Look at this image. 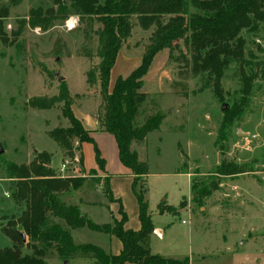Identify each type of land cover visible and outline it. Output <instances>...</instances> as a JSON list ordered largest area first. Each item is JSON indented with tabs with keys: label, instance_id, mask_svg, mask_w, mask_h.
Listing matches in <instances>:
<instances>
[{
	"label": "rangeland",
	"instance_id": "374dc122",
	"mask_svg": "<svg viewBox=\"0 0 264 264\" xmlns=\"http://www.w3.org/2000/svg\"><path fill=\"white\" fill-rule=\"evenodd\" d=\"M36 7L55 6L53 0H19L16 5L0 0V10L6 11L2 20L5 37L0 38V248L12 245L4 228L17 219L23 208L11 196L12 181L7 178L6 163L28 164L37 153L46 151L56 175L79 176L81 187L85 183L91 186L88 192L82 191L85 194L69 190L63 193L66 203L87 193L94 194L95 199L103 198L94 189L99 178L81 173L77 140L72 141L74 154L70 158L47 134L56 126L68 125L61 115L62 103L42 110L26 106L32 96L56 95L64 82L73 106L90 113L83 121L84 127L91 129L93 120L98 126L99 83L89 86L86 72L99 62L95 31L100 25L95 21L86 24L70 14L45 30L32 28L26 18ZM151 31L141 29L133 20L131 33L120 46L115 64L119 68L114 73L124 69L117 75L125 77L139 64ZM240 37L244 68L247 73H257L244 105L236 61L224 71L222 97L218 98L207 85L206 75L191 73L182 44L181 53H170L168 49L157 52L143 76L140 91L147 98L137 113L136 125L148 114H165L159 129L147 134L139 151L147 162L148 174L147 182L145 177H138L136 186L144 192L154 226L163 230L162 234L158 231L159 236L152 229V253L177 259L187 256L189 264H264V22L244 28ZM222 103L228 105L225 112L220 110ZM223 158L244 164L251 171L218 177L217 190L192 201V186L200 192L215 180L213 172ZM86 163L104 172L94 156ZM62 164L65 168L60 171ZM104 187L102 182L100 189ZM160 203L181 208L175 213L159 214ZM125 205L128 224L134 226L130 202L125 200ZM92 220L101 223L105 217L101 213ZM15 228L21 230L19 225ZM74 230L85 232L81 242ZM74 230L71 233L76 243H106L100 237L103 233L86 228ZM22 251L29 252L25 247ZM83 259H61L50 253L45 261L85 264Z\"/></svg>",
	"mask_w": 264,
	"mask_h": 264
},
{
	"label": "trees",
	"instance_id": "16d2710c",
	"mask_svg": "<svg viewBox=\"0 0 264 264\" xmlns=\"http://www.w3.org/2000/svg\"><path fill=\"white\" fill-rule=\"evenodd\" d=\"M18 2L10 0L11 5ZM53 3L55 7L30 9L27 25L45 30L70 14L78 16L79 21L86 24L95 21L100 25L95 31L99 62L86 72V83L89 86L97 81L99 83L101 104L98 127L113 136L119 161L134 177L131 188L138 206L140 228L131 230L124 227L127 215L121 205L118 210L120 218L113 217L108 223H95L81 213L76 204L62 200L61 195L68 190L78 189L82 179L79 176L56 175L50 166L51 155L41 151L28 164L6 163L7 178L12 181L11 196L23 208L17 219L10 220L9 226L4 228L12 245L0 248V264H46L45 258L50 253L61 259L84 258L91 264H189L187 256L170 258L150 250L152 219L144 192H140L136 186L138 177L148 174V165L146 161L138 159L131 145L143 144L149 132L159 129L165 114L160 111L148 114L141 124L136 125L137 113L147 98V94L140 91L142 79L157 52L168 49L170 53L175 50L181 53L182 44L184 53L189 56L186 61L191 73L206 75L207 85L218 98L222 97L224 71L230 62L236 61L241 83V105H244L257 73H247L244 68L246 60L240 32L264 22V0H53ZM5 13V10H0L2 39L5 37L2 22ZM133 20L143 30L152 29L148 43L139 64L125 77L118 76L110 85V71L121 44L131 33ZM60 103L61 115L68 125L56 126L47 134L72 158L74 139L77 140L79 152L82 142L93 143V140L73 112L74 101L66 84L61 82L54 96L38 95L26 100L27 107L38 110L55 108ZM94 157L98 166L103 168L104 160L95 145ZM81 161L80 153L78 163L82 171ZM249 171L251 169H247L246 165L223 158L213 172L215 180L200 192L192 186V201L196 202L217 190L218 177ZM105 190L108 199L112 200L107 183ZM178 208L165 203L157 206L159 214L175 213ZM15 225H19L21 230H17ZM84 228L115 236L121 242V250L113 254L90 242H74L71 230ZM23 247L29 252H23Z\"/></svg>",
	"mask_w": 264,
	"mask_h": 264
},
{
	"label": "crops",
	"instance_id": "0c3cea01",
	"mask_svg": "<svg viewBox=\"0 0 264 264\" xmlns=\"http://www.w3.org/2000/svg\"><path fill=\"white\" fill-rule=\"evenodd\" d=\"M117 58H118V55H117ZM117 58H116V61H117ZM116 61H115V64H116ZM115 64L110 71V77H109L110 85H112L113 82L116 80V78L119 76L117 74H120V72L124 70V69H121L120 71H117L116 73H114L117 68ZM72 109H73L74 114L81 120L82 125L84 126L83 121L87 116H90V113L79 111L80 109H78L76 105L72 106ZM91 123H92L91 129H88L85 127L84 128L88 131L89 136L93 140V143L82 142L80 144V153L82 157L81 173L82 175H93L99 178V181H98L99 183H97L98 185H96L94 189L95 191L98 192L99 195L101 194L103 198L95 199L94 194L90 195L89 193H87L86 196L85 195L84 197L82 195L77 196L76 201L67 202V203L76 204L79 207L80 212L85 214L91 220L94 215H97V214L101 215V213H103L105 220L101 223H108V222H111V219L113 217L117 219L120 218L119 212H118L120 205L123 208L126 215H128L126 211L128 209H127V206L125 205V200H128L130 202V210H131L130 212L134 215V220L136 224L134 226L129 225L128 219H127V221L124 224V227L126 229L138 230L140 228V222L138 219V206H137V202H136L135 196L131 188V184L133 181V175L131 174L130 170L124 167L119 161L117 145H116V142L113 136L103 131L102 129H100L94 120ZM94 145L98 149L100 153V157L104 160V167L102 168L104 172H101L97 166L89 168L90 165H87L86 163L88 158L90 159V158H93L94 156ZM140 148H142V144L137 145L136 143H133L131 145V149L137 152L138 159L143 160L140 157V152H139ZM92 171L94 172L93 174L91 173ZM104 181L105 183H107L108 194L110 193L112 200L108 199L105 187L102 190L100 189L101 183ZM145 181L147 182V175L145 176ZM86 184L87 183H85L82 187L80 186L76 190H69L68 192L74 194L76 193V191H79V192L81 191V193L85 194L91 189V186H87ZM82 191H84L85 193ZM68 192H65V193H68ZM62 197H63V194L61 196V199L63 200ZM157 212H158V209H157ZM153 227L157 235H159L158 231H161V234H162L163 230L156 228V226H154V223H153ZM74 231L75 232L78 231L76 232V233H79L77 234V240H80L81 242L83 238L82 235H85V232H81L79 230H74ZM71 236L72 238H74L72 233H71ZM100 237L102 240L106 242V243H103V245L101 246L103 248H108L111 253L117 254L121 250V247H122L121 242L115 236L104 234L103 236H100ZM74 242L76 241L74 240ZM83 261L85 264L89 263V261L86 259L85 260L83 259Z\"/></svg>",
	"mask_w": 264,
	"mask_h": 264
},
{
	"label": "water",
	"instance_id": "95a60500",
	"mask_svg": "<svg viewBox=\"0 0 264 264\" xmlns=\"http://www.w3.org/2000/svg\"><path fill=\"white\" fill-rule=\"evenodd\" d=\"M58 79L60 80V79H62V77H59L58 76ZM220 110L221 111H226V110H228V105L226 104V103H222L221 104V107H220ZM2 152V148L0 147V153ZM21 235H22V237L24 238V234L23 233H21Z\"/></svg>",
	"mask_w": 264,
	"mask_h": 264
},
{
	"label": "built area",
	"instance_id": "2783aa9c",
	"mask_svg": "<svg viewBox=\"0 0 264 264\" xmlns=\"http://www.w3.org/2000/svg\"><path fill=\"white\" fill-rule=\"evenodd\" d=\"M64 168H65V165L62 164L61 167H60V171H63Z\"/></svg>",
	"mask_w": 264,
	"mask_h": 264
}]
</instances>
